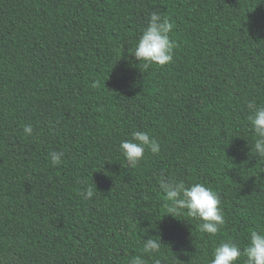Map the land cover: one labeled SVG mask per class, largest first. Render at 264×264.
<instances>
[{
    "label": "trees",
    "instance_id": "obj_1",
    "mask_svg": "<svg viewBox=\"0 0 264 264\" xmlns=\"http://www.w3.org/2000/svg\"><path fill=\"white\" fill-rule=\"evenodd\" d=\"M152 11L176 48L145 69L132 52ZM249 102L264 105V0H0V264H210L222 242L243 249L264 230ZM135 131L160 152L132 168L119 145ZM161 177L219 194L216 236L167 215ZM148 238L159 253H143Z\"/></svg>",
    "mask_w": 264,
    "mask_h": 264
},
{
    "label": "clouds",
    "instance_id": "obj_2",
    "mask_svg": "<svg viewBox=\"0 0 264 264\" xmlns=\"http://www.w3.org/2000/svg\"><path fill=\"white\" fill-rule=\"evenodd\" d=\"M174 25L161 14L152 11L148 25L142 30L134 52L132 54L143 67L147 69L151 65L166 66L173 62L176 43L170 38ZM250 110L249 123L255 134L254 150L257 156L264 160V105L255 102L247 104ZM23 132L31 136V125H25ZM122 155L129 167H137L145 158L148 150L154 155L160 152V144L147 132L135 131L129 140H122L119 145ZM64 153L50 152L51 163L59 166L62 163ZM160 188L166 194L167 215L176 217L181 211L186 210L188 217L201 221L199 229L209 236H216L226 221L221 207V199L217 192L202 183H193L186 186L183 181H176L168 177H161ZM85 199L94 196L92 187H88L82 193ZM143 253L153 254L161 251V241L148 238L143 243ZM243 257L244 264H264V230H253L248 237L247 246L243 249L237 242L227 240L220 243L212 253L210 264H238ZM130 264H146L142 256H135ZM159 264V262H157Z\"/></svg>",
    "mask_w": 264,
    "mask_h": 264
}]
</instances>
